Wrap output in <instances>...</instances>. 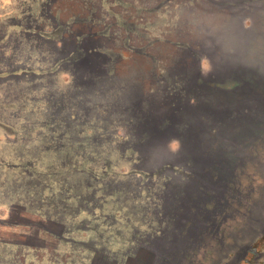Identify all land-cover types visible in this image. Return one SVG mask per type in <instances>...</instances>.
I'll return each instance as SVG.
<instances>
[{"label":"rangeland","instance_id":"rangeland-1","mask_svg":"<svg viewBox=\"0 0 264 264\" xmlns=\"http://www.w3.org/2000/svg\"><path fill=\"white\" fill-rule=\"evenodd\" d=\"M32 1L0 0V69L17 73L0 80V220L18 222L3 204L27 201L11 186L49 142L61 145L59 156L49 155L37 166L62 170L59 179L79 192L75 205L86 212L72 222L69 210H51L53 218L65 219L70 232H76L62 242L44 237L43 248L0 247V264H91L101 253L111 264H236L226 252L236 236L249 248L238 264H264V156L245 160L244 170L222 189L227 202L206 222L201 242L178 251L158 245L155 236L174 227L176 200L191 192L180 181L188 178L191 158L176 141L137 139L138 122L123 108L128 98L122 87L133 78L125 74L121 55H153L157 47L167 83L182 88L197 75L198 60L207 77H219L232 69L227 63L242 59L253 68L237 73H247L249 82L262 88L264 0H110L109 7L96 8L94 34L77 39L82 44L77 65L66 63L75 45L65 30L57 29L59 39H47L50 27L61 22L59 11L52 18L55 7L70 10L69 0ZM32 3L34 17L28 19ZM26 29L33 34L23 35ZM28 48L35 74L13 66ZM53 66L68 75L54 74ZM113 72L118 74L108 75ZM232 77L230 71L221 79L232 83ZM262 110L255 111L247 130L256 131ZM8 166H16L15 172ZM74 167L83 171L81 176L73 174ZM5 180L9 184L3 185ZM30 225L42 228L41 223Z\"/></svg>","mask_w":264,"mask_h":264},{"label":"crops","instance_id":"crops-1","mask_svg":"<svg viewBox=\"0 0 264 264\" xmlns=\"http://www.w3.org/2000/svg\"><path fill=\"white\" fill-rule=\"evenodd\" d=\"M27 6L26 12L30 14L34 3ZM27 18L30 15L27 14ZM21 33L25 36L33 34L28 30ZM73 44L75 46L68 53L66 63L77 65L81 60L82 44ZM156 48L155 52H151L153 55L141 54L142 52L139 55L125 52L121 54L127 65L125 74L133 78L129 86L126 82L123 84L124 96L128 98L123 108L131 114L134 123L138 122L135 125L137 139L152 143L162 139L168 143L176 141L178 147L186 150L191 158V163L187 165L188 178L179 179L186 183L185 186L191 192L187 196L176 198L179 205L171 212L174 227L167 232L162 231L161 236H155L159 241L158 245L164 244L169 251H178L183 249L182 246L191 248V243L196 245L201 242L206 222L219 214L223 204L227 202L222 199V189L229 187L233 177H237L234 173L244 170L245 160L264 156V114L258 115L260 125L256 131L246 129L256 110L263 109L264 112V90L249 80L236 89L230 88L234 82H239L237 76L243 74L237 73V69L253 68L252 63L246 64L241 58V62L227 63L225 67L232 69L224 70L219 77L215 74L207 77L203 73L202 61L198 60L197 75L188 83V88L170 87L163 76L162 50L158 55ZM30 53L28 48L24 58L13 60V66L19 67L20 73L35 74L33 70H36V65ZM55 68L53 66L54 74L59 73L61 77L68 75ZM230 71L236 76L232 77V83L221 79ZM172 75L173 72V78ZM184 78L188 80L189 77ZM145 83L148 84L147 88ZM64 84L66 85V81ZM235 212L238 210L235 209ZM216 221L217 219L215 224ZM238 239L236 236L234 244H227L226 250L227 256L230 255L236 264L243 260L248 248ZM220 243L225 245L222 239Z\"/></svg>","mask_w":264,"mask_h":264},{"label":"trees","instance_id":"trees-1","mask_svg":"<svg viewBox=\"0 0 264 264\" xmlns=\"http://www.w3.org/2000/svg\"><path fill=\"white\" fill-rule=\"evenodd\" d=\"M41 1L46 2V0ZM33 2L36 3L38 0ZM53 2H55V0ZM109 2L110 0H69L66 4L71 8L70 10L65 6L55 7L56 12L52 14V18L56 19V13L59 11L61 12V15L57 17L61 22L60 24H54L53 27H50L52 33L47 36L49 37L47 39L54 37L58 38L59 32H57V29L62 28L66 31V36L72 39L74 43L78 44L77 39L80 38V36L84 37L86 35L94 34L95 27L93 22L96 18L94 15L96 8L109 7ZM41 5L43 8L46 7V3H42ZM32 13L33 12L30 10L28 16H32ZM26 30L29 31L30 29ZM40 37L46 36L41 35ZM16 74L17 73L13 70L3 71L0 69V80L17 77ZM239 76V82H237L239 84L234 82L235 84L233 83L230 86L231 89H236L240 85L248 82L249 75H247V73H243ZM261 86L264 87V84ZM57 145L58 146L54 145L53 142H49L47 144V149H44L37 154L39 157L30 160L27 165L28 171L21 172L19 177L13 181L11 186L13 192H20L21 194L24 192L27 201L19 199L3 204L8 207L9 213L18 216L16 218L18 222L11 223L12 221L8 222L6 220H0V247L20 245L29 249L43 248V246H41V241H43L44 237L51 239L55 238L56 242H62L68 234L76 232H70L65 219L53 218L49 212L53 210L55 213L59 212L58 214H60V211L67 212V210H69V212L66 213L68 214L67 216L72 217V222L78 221L79 217L86 212L75 205L76 200L80 198V195H78L79 192L77 190L73 191L74 189L71 185L66 187L63 180L59 179L63 175L62 170L56 171L57 169L53 168L52 170V167L46 169L37 166L39 162H46L49 155H55V158L59 156L58 152L61 145ZM15 167L16 166H8V169L15 172L13 170L16 169ZM72 172L73 174L75 173L74 175L81 176L83 171L79 168H75ZM92 175L96 180L99 179V177L96 176V173H92ZM2 184L6 185L9 184V182L5 180L2 181ZM90 188L91 187L88 186V190H90ZM69 191H71L69 197L64 198L63 196L65 193L67 194ZM30 209L32 210V213L29 212ZM44 209L45 212L42 213ZM32 223H41L42 228L30 225ZM57 228L58 230H61L56 231ZM54 230L57 233H54ZM108 260L109 258L107 255L101 253V255H96L95 260L91 264H111Z\"/></svg>","mask_w":264,"mask_h":264}]
</instances>
